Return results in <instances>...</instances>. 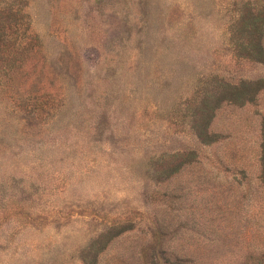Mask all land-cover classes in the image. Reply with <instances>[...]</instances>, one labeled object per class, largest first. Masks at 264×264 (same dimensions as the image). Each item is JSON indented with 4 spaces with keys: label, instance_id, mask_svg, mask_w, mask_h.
Wrapping results in <instances>:
<instances>
[{
    "label": "rangeland",
    "instance_id": "1",
    "mask_svg": "<svg viewBox=\"0 0 264 264\" xmlns=\"http://www.w3.org/2000/svg\"><path fill=\"white\" fill-rule=\"evenodd\" d=\"M264 0H0V264H264Z\"/></svg>",
    "mask_w": 264,
    "mask_h": 264
},
{
    "label": "trees",
    "instance_id": "2",
    "mask_svg": "<svg viewBox=\"0 0 264 264\" xmlns=\"http://www.w3.org/2000/svg\"><path fill=\"white\" fill-rule=\"evenodd\" d=\"M263 157H264V155H263Z\"/></svg>",
    "mask_w": 264,
    "mask_h": 264
}]
</instances>
